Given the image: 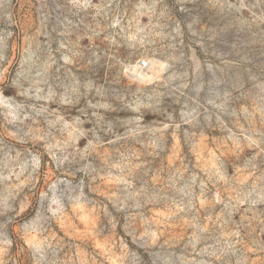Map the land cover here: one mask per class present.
Instances as JSON below:
<instances>
[{
    "label": "rangeland",
    "instance_id": "374dc122",
    "mask_svg": "<svg viewBox=\"0 0 264 264\" xmlns=\"http://www.w3.org/2000/svg\"><path fill=\"white\" fill-rule=\"evenodd\" d=\"M0 264H264V0H0Z\"/></svg>",
    "mask_w": 264,
    "mask_h": 264
}]
</instances>
